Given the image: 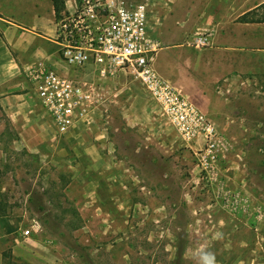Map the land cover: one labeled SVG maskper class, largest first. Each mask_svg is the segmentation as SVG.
I'll list each match as a JSON object with an SVG mask.
<instances>
[{
	"label": "rangeland",
	"instance_id": "1",
	"mask_svg": "<svg viewBox=\"0 0 264 264\" xmlns=\"http://www.w3.org/2000/svg\"><path fill=\"white\" fill-rule=\"evenodd\" d=\"M132 1L147 2L152 30L183 0ZM194 38L160 43L154 66L165 54L172 83L220 133L207 170L203 139L183 142L137 80L64 133L35 109L21 123L0 109V200L60 264H200L201 250L215 264H264V218L259 231L253 221L264 214V75L220 73V54H200Z\"/></svg>",
	"mask_w": 264,
	"mask_h": 264
},
{
	"label": "built area",
	"instance_id": "2",
	"mask_svg": "<svg viewBox=\"0 0 264 264\" xmlns=\"http://www.w3.org/2000/svg\"><path fill=\"white\" fill-rule=\"evenodd\" d=\"M148 4L132 0H66L55 18L59 58L77 74L67 76L41 61L23 68L34 92L58 132L107 112L114 99L108 83L121 74L139 81L185 143L203 139V169L216 161L224 146L216 126L172 81L154 66L160 42L148 28ZM205 46L203 34L194 38ZM79 72V73H78ZM255 230L264 214H254ZM264 223V220H263ZM34 226V225H33ZM30 229L22 230L23 236ZM264 240V226L261 229Z\"/></svg>",
	"mask_w": 264,
	"mask_h": 264
},
{
	"label": "crops",
	"instance_id": "3",
	"mask_svg": "<svg viewBox=\"0 0 264 264\" xmlns=\"http://www.w3.org/2000/svg\"><path fill=\"white\" fill-rule=\"evenodd\" d=\"M167 11L169 14L154 29L148 25L150 36L161 44L183 45L203 34L207 44L199 53L211 50L220 54V73L264 75V21H250L264 14V0H183L172 3ZM242 16L246 19L241 20ZM55 18L52 0H0V109L13 123L28 119L34 109L48 115L23 72L27 64L41 61L63 75H78L75 67L67 66L58 56L53 42ZM155 66L162 76L175 80L165 54L157 53ZM133 82L121 74L108 83V90L114 84L120 89ZM48 120L52 123L49 116ZM81 133L80 129L73 132ZM8 214L6 207L0 215V264L2 252L8 249L30 264H60L37 239L23 236L19 218Z\"/></svg>",
	"mask_w": 264,
	"mask_h": 264
},
{
	"label": "trees",
	"instance_id": "4",
	"mask_svg": "<svg viewBox=\"0 0 264 264\" xmlns=\"http://www.w3.org/2000/svg\"><path fill=\"white\" fill-rule=\"evenodd\" d=\"M52 4H53V8H54V13H55V17L57 18L61 11L63 10L64 7V0H52ZM241 20L246 19L245 16H242L240 18ZM250 21H264V14L260 15V17L258 18H251ZM5 205L3 203L2 200H0V215H2V213H5ZM2 264H30L24 260H21L19 258H16L12 255L11 251L5 250L2 252Z\"/></svg>",
	"mask_w": 264,
	"mask_h": 264
},
{
	"label": "clouds",
	"instance_id": "5",
	"mask_svg": "<svg viewBox=\"0 0 264 264\" xmlns=\"http://www.w3.org/2000/svg\"><path fill=\"white\" fill-rule=\"evenodd\" d=\"M200 264H215V256L212 252L201 250L199 253Z\"/></svg>",
	"mask_w": 264,
	"mask_h": 264
}]
</instances>
